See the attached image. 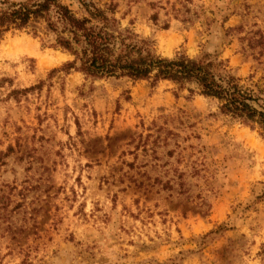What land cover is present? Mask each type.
<instances>
[{"label":"rangeland","instance_id":"1","mask_svg":"<svg viewBox=\"0 0 264 264\" xmlns=\"http://www.w3.org/2000/svg\"><path fill=\"white\" fill-rule=\"evenodd\" d=\"M113 1L156 54L264 87V0ZM55 40L44 19L0 36V264H264L259 131L168 80L85 75Z\"/></svg>","mask_w":264,"mask_h":264},{"label":"trees","instance_id":"2","mask_svg":"<svg viewBox=\"0 0 264 264\" xmlns=\"http://www.w3.org/2000/svg\"><path fill=\"white\" fill-rule=\"evenodd\" d=\"M4 2H0V36L44 19L56 36L55 46L73 56L68 67L92 77L171 81L217 100L221 113L257 129L264 138V87L242 84L218 54L197 58L185 53L172 58L156 54L150 40L121 27L114 16L118 4L113 0L103 7L93 0H79L81 15L61 0H24L6 7Z\"/></svg>","mask_w":264,"mask_h":264}]
</instances>
